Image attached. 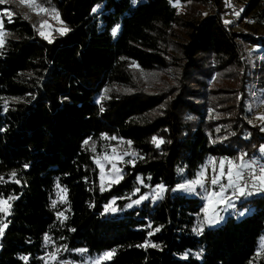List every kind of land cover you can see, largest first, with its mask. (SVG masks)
Returning <instances> with one entry per match:
<instances>
[{
    "label": "trees",
    "instance_id": "1",
    "mask_svg": "<svg viewBox=\"0 0 264 264\" xmlns=\"http://www.w3.org/2000/svg\"><path fill=\"white\" fill-rule=\"evenodd\" d=\"M179 2L188 16H180L175 0H43L69 29L51 42L25 16L4 20L9 37L0 48V197L17 198L9 215L0 213L8 224L0 264H41L46 237L76 260L79 250L93 256L115 249L101 264H255L264 237V194L239 202L241 210L251 208L248 214L230 215L198 234L204 201L175 187L196 177L210 157L257 156L264 147V131L247 121L249 64L238 41L244 36L261 55L254 71L263 86L264 33L241 34L225 24V0ZM241 14L264 26V0H248ZM178 23L186 39L178 42L180 54L170 57L163 43ZM132 63L140 71L176 68L177 83L152 94L138 86ZM231 67L243 70L241 86L225 90L219 102L237 103L238 115L211 120L209 79ZM131 85L139 89L115 88ZM106 86L113 90L99 100ZM102 135L128 140L138 153L124 178L104 191L84 143ZM153 137L164 143L156 147ZM58 184L68 197L61 220L52 207ZM157 185L165 190L156 202L105 212L111 199L124 207ZM145 241L159 247H137Z\"/></svg>",
    "mask_w": 264,
    "mask_h": 264
},
{
    "label": "rangeland",
    "instance_id": "2",
    "mask_svg": "<svg viewBox=\"0 0 264 264\" xmlns=\"http://www.w3.org/2000/svg\"><path fill=\"white\" fill-rule=\"evenodd\" d=\"M138 1L141 0H134V3H137ZM226 6H225V13L223 14V20H230L233 21L231 23V27L234 29L235 32L239 33H249L251 36H254L255 34H263L264 33V26H261L260 23L256 21L255 18L250 17V16H242L238 18L239 20L237 21V17L233 14L234 10L238 9L239 6H241L240 0H225ZM229 2L231 3V7L229 6ZM248 0H244V4L246 5ZM39 3L44 7L49 9L50 11L52 9H55L53 6H47L46 4L43 3V0H39ZM203 10L204 13H211L210 8L208 7H202L199 6ZM3 8H8L11 10V12L14 14L13 16L16 15H22L25 16L27 19L31 20L38 31L39 25L41 24L42 21H47L48 25L50 27H46L44 31L46 33H50L51 40L55 38L56 36L60 35L59 29L66 27V25L61 23L62 19L59 15V20L55 19L53 15L49 13H41L37 14L31 7H29L27 4H19V3H12V4H7V5H0V9ZM179 10L180 16H188V10L185 6L181 5L179 2V7H177ZM56 10V9H55ZM188 11V12H187ZM237 11V10H236ZM56 12H58L56 10ZM59 14V13H58ZM199 15H202L199 13ZM249 21H254V22H249ZM6 35H5V41L9 37L8 31L4 28ZM172 35H169L168 37L171 39L166 41V43H163L165 49H166V54L168 53L169 56H177L180 54V45L178 42H182L186 39V30L185 28L180 25L179 23L173 27V30L171 31ZM238 41L240 45L242 46V56L245 58V60L249 64V74H250V81L246 82V88H247V97H245V106L250 112V115L247 116L248 119L247 121L255 126H258L261 130L264 129V123H262L258 117L261 114H264V85L262 86L261 83V75L256 74L254 70L259 67L261 63V55L256 53L255 47L252 44H248L244 36H240L238 38ZM131 67L134 68L135 74L134 78L136 82L138 83V86L141 88H146L147 91L151 92L152 94L156 92H160L168 88L170 85L176 84L177 83V70L176 68L170 67L169 69L166 70H151V71H140L137 69V65L135 63L131 64ZM243 74V70L237 67H231L227 68L224 70H220L219 72H216L213 74V77L209 79V85H208V92L210 93L209 96L207 97L209 102H212L213 107L209 111V115L211 120H217V119H227V118H236L237 114V108L238 104L228 101L225 103L219 102L220 95H228L225 90H230V89H235L237 87L241 86V76ZM115 87V86H114ZM117 90H121L122 92H132L137 89L138 87L135 88L133 85L129 87H124V86H117L115 87ZM109 89L107 92V95L113 90V86H106L104 88ZM104 90L103 94L101 97L104 96ZM221 92L218 93V92ZM205 96V95H204ZM99 98V100L101 99ZM8 102V101H7ZM237 104V105H236ZM230 106V107H228ZM237 106V107H236ZM226 108V109H225ZM162 113L161 110H155V112L152 113V115L155 114H160ZM233 122V121H232ZM231 122V123H232ZM231 125V124H228ZM226 126L227 132L229 130V126ZM220 130V129H217ZM223 131V130H222ZM264 131V130H263ZM112 137H115L116 139H112ZM128 140L119 138L117 136H109V135H102L99 139H92L88 142L87 148L92 152L93 158H95V163L96 160H99V164L96 163V166L99 170V187L101 188L103 186L104 189L110 188L113 184L111 183L112 180H115L118 178V174L116 172V169H119V175H122L123 178L125 176V167L128 165H133L135 161L138 158V153L133 149L132 144L128 143ZM93 148L95 149L93 151ZM264 148V147H262ZM127 153V155H125ZM242 153L239 155L235 156H225V157H210L206 164L202 166V168L198 171L196 177L194 178H183L182 181L178 184H185L188 181L195 180L199 178L200 174L203 172L205 176V183L203 187H200L199 185L196 186V191L195 192H189L185 189H177V186L175 189L178 192L185 193L189 196H194V197H200L204 201V207L208 205L209 207V212L208 215L211 216L213 213V210L217 212L220 216L223 217V219L211 226H217L224 222L228 216L232 215H240L241 212H243V216L248 214L250 209L249 207H245L244 209L241 210V208L238 206L239 202L245 200V199H238L235 200V208L227 207L224 204H217L215 201L212 204H209V201L207 199L208 193L213 191L214 189L216 191L219 190V185L213 186L211 184V178L213 176V168L216 169V174H219V162L224 159H237L238 157L241 156ZM123 157V159H119V157ZM245 160L248 161H254V162H262L264 163V152L260 151L259 155L257 156H250L246 155ZM131 161V163H129ZM113 164H115V168H113ZM101 165H103V172L101 171ZM229 165L227 164V161H225V171H227V168ZM121 181V180H120ZM222 183L227 182V178L225 177L222 181ZM111 185V186H109ZM164 186V185H163ZM165 190V186H164ZM160 190L157 187H154L150 189L147 193L149 195V198L147 200L142 201L140 204H133L132 207H127V205L132 204V201L139 199L136 198L134 200H131L128 202L124 207H119L115 201L113 203V200L111 199L110 202L106 206H111L112 208H115L116 211L113 212L110 209L105 210L106 213L112 212V213H123L128 209H132L134 207H138L142 205L145 201L151 200L152 202H156L159 198H156L155 194L159 192ZM164 192V191H163ZM257 193H262L264 194V191L261 192H256ZM163 194V193H162ZM144 195V194H143ZM55 202V208L57 210V215L58 213H63V216H59L60 220L65 218L68 215V197H67V189L58 184L56 186V190L54 192V196L52 198V204ZM226 209V210H225ZM203 212V216L199 220L196 228L199 226V224L204 221L205 218V212ZM209 226L207 224L204 225V227ZM203 227V228H204ZM195 228V229H196ZM264 238V237H263ZM262 242V239H261ZM261 242L259 245V248L256 252V255L254 257V262L255 264H258L261 260H264V248L261 247ZM112 250L105 251L103 253L97 254L90 256L89 254L86 255L84 251H79V258L80 259H73V258H67L66 257V252L65 248L63 246H60L54 242L49 240H45V251L41 255V264H101L103 261H107L109 259H104V253L106 252H111ZM50 253H55V259L53 260L50 257Z\"/></svg>",
    "mask_w": 264,
    "mask_h": 264
},
{
    "label": "snow or ice",
    "instance_id": "3",
    "mask_svg": "<svg viewBox=\"0 0 264 264\" xmlns=\"http://www.w3.org/2000/svg\"><path fill=\"white\" fill-rule=\"evenodd\" d=\"M12 3H19L21 5L27 4L29 7H31L37 14L41 13H49L53 15V17L57 20H59V14L56 12L55 9H52L51 11L47 8H44L40 3L39 0H0V5H7V4H12ZM175 6L179 7V0H175ZM229 6L231 7V3L229 2ZM95 11V9H93ZM243 11V8L240 10L236 11L234 10V15L239 18L241 15V12ZM13 13L11 12L10 9L8 8H3L0 9V48H3L5 45V35L6 32L4 30V20L7 19L8 22H13ZM206 15V13H205ZM249 22H254V21H249ZM63 23V21H61ZM225 24H231L233 21L230 20H225ZM35 27V25H34ZM46 27H50L48 25L47 21H42L41 24L39 25V34L43 36L45 39L49 40L51 42V36L50 33H46L44 29ZM60 34L63 35L69 29L67 27L59 29ZM115 33V29L113 30ZM109 89L104 90V96L101 97V99H104L107 96V92ZM16 99V98H14ZM7 101H5V111H7ZM101 111H103V108H101ZM258 119L264 123V114H261ZM264 130V129H262ZM91 139V138H89ZM112 139H116L115 137H112ZM88 140H85L84 143L88 144ZM129 144L131 143L130 141L128 142ZM152 143L156 145V147H159L160 144L164 143L162 138H157L153 137L152 138ZM95 149L93 148V151ZM261 151L264 152V148H261ZM127 155V153H125ZM246 154H241L240 157L237 159H228L224 158L219 162V174H216V169L213 168V176L211 178V184L213 186L219 185V190L216 191L215 189L211 192L208 193V201L209 204H212L214 201L217 204H224L227 207L235 208V200L240 199L241 197H246L250 196L253 194V192H261L264 191V166L257 168L256 164L254 161H248L245 160ZM95 159V158H94ZM119 159H123V157H119ZM225 161H227V164L229 167L227 168V171H225ZM96 163L99 164V160H96ZM131 163V161H129ZM27 167V165H25ZM113 168H115V164H113ZM101 171L103 172V165H101ZM116 172L118 174V178L115 180H112L111 183H119L120 180L123 179L122 175H119L120 170L116 169ZM11 176L15 178L16 173L12 172ZM227 178L226 183H222L221 181L224 178ZM205 176L204 173L202 172L199 176V178L188 181L185 184H180L177 185V189H185L189 192H195L196 191V186L199 185L200 187L204 186L205 183ZM0 181H3V177H0ZM143 183V180L140 181ZM16 183H19L17 180ZM111 186V185H109ZM157 188L160 190L155 194L156 198H159L163 191H164V186L163 185H157ZM229 189L232 191L229 192ZM105 189L103 186L101 187V191H104ZM137 192H139V188L136 189ZM17 197L15 196H9L7 199H4L0 197V213H5L6 215L10 214V209H11V203L10 201L15 200ZM149 198V195L144 194L139 197V199H136L132 201V204L127 205V207H132L133 204H140L142 201L147 200ZM113 203H115V200H113ZM53 207H55V202H53ZM111 210L113 212L116 211L115 208H112L110 205L106 206V211ZM226 210V209H225ZM205 212V218L204 221H202L199 226L194 229L198 234L202 233L203 227L205 224L211 226L219 223L223 217L220 216L217 212L213 210V213L211 216L208 215L209 212V207L208 205L205 206L203 209ZM240 215H243V212L240 213ZM58 216H63V213H58ZM66 219V217H65ZM8 224L4 223L3 220H0V237L4 235V231L7 228ZM150 227V225H149ZM74 231V229H73ZM155 231H160V228H156ZM152 235V232H149V236ZM49 237H46V240H49ZM137 247H159L156 244H150L148 241H145L144 244L138 245ZM261 247L264 248V238H262L261 242ZM79 251H84V250H79ZM115 253V249H113L111 252H106L104 253L103 258L104 259H111L112 256ZM50 257L54 260L55 259V253H50ZM187 255V253L185 254ZM21 259L27 261L28 257H21Z\"/></svg>",
    "mask_w": 264,
    "mask_h": 264
},
{
    "label": "built area",
    "instance_id": "4",
    "mask_svg": "<svg viewBox=\"0 0 264 264\" xmlns=\"http://www.w3.org/2000/svg\"><path fill=\"white\" fill-rule=\"evenodd\" d=\"M240 2H242V3H240L241 6H239V8L236 9L237 11L240 10L241 8H243V7L245 6V4H244V0H240ZM241 13H242V12H241ZM236 20L238 21L239 19L237 18ZM239 21H240V20H239ZM242 154H245V153H242ZM245 157H246V156H245ZM255 164H256L257 168L264 166V163H262V162H255ZM231 191H232V190L229 189V192H231ZM254 194H256V192H253L252 195H254ZM252 195H250V196H246V197H241V198H242V199H244V198H250Z\"/></svg>",
    "mask_w": 264,
    "mask_h": 264
}]
</instances>
